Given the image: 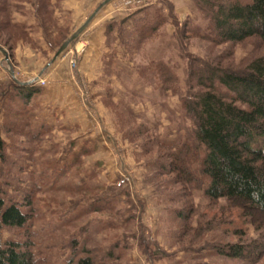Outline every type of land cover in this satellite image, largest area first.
Instances as JSON below:
<instances>
[{
	"label": "rangeland",
	"instance_id": "rangeland-1",
	"mask_svg": "<svg viewBox=\"0 0 264 264\" xmlns=\"http://www.w3.org/2000/svg\"><path fill=\"white\" fill-rule=\"evenodd\" d=\"M157 1L147 2L152 8H161L162 4ZM167 1L174 5L177 26L175 29L170 25L162 26L159 31L164 32L165 37L145 42L138 51H131V62L125 48L117 41L118 34L115 38L111 36L107 65L110 78H104L106 85L98 95L107 97L103 104L113 118L99 105L97 128L106 129L107 134L102 136L106 141L105 149L101 144L91 153L82 147L89 154L82 158L80 167L72 163L81 146H68V141L63 142L64 137L49 133L40 139L38 135L21 139L11 134L15 129L20 134L26 132L29 125L26 100L19 99L20 110H13L18 121L13 116L0 118V133L6 145L5 159L0 164V192L6 201L18 203L22 211L29 214L24 228H3L0 239L2 243H18L31 253L35 264H75L84 256L91 257L96 264H249L220 257L215 251L227 244L239 243L249 249L253 243H264L263 220H251L226 200L207 199L203 187H194L192 180L187 179L185 183L174 174H162L163 163H168L164 157L167 151L157 146L159 142L171 145L179 136L181 141L188 135L192 137L194 129L179 102L178 93H184L185 89L187 64L180 43L186 48L192 47L186 53L194 59L208 60L214 67L242 69L264 55V42L252 38L242 44L212 45L208 40L187 35L181 40L179 37L178 42L173 32H183L187 23L201 25L202 15L189 0ZM8 2L16 6L15 21L32 20L26 0ZM59 5L51 7L56 21L54 9ZM137 9L114 10L116 15H122L116 23ZM142 13L133 14V19ZM81 25L83 23L72 31L66 20L57 22V26L63 28V37L71 35ZM123 31H133L132 20L123 25ZM84 44L88 47L82 33L63 54L74 45L83 47ZM26 46L35 50L29 44ZM47 47L49 49L48 44ZM84 50L78 59L86 52V47ZM150 60L174 65L172 78L176 76L179 81L176 86H181L176 96L154 90L137 77L135 69ZM2 63V75L6 76L8 66L5 61ZM79 81L78 93L86 101L87 83ZM0 89V97L4 98L7 85ZM108 97L119 106L111 104ZM127 112L134 116V121L127 120L131 117ZM116 114L122 118L123 127ZM140 124L146 129L142 133L148 131V135L141 134L142 137L132 141L123 136L128 130L138 129ZM7 128H11V132ZM59 139L62 143L55 142ZM142 143L147 144L142 147ZM146 149L149 152L145 153ZM180 210L187 213L186 222L179 219ZM257 264H264V256Z\"/></svg>",
	"mask_w": 264,
	"mask_h": 264
},
{
	"label": "trees",
	"instance_id": "trees-1",
	"mask_svg": "<svg viewBox=\"0 0 264 264\" xmlns=\"http://www.w3.org/2000/svg\"><path fill=\"white\" fill-rule=\"evenodd\" d=\"M63 1L26 0L34 21V24L30 25L15 21L13 10L16 6L9 5L8 0H0V47L8 51L9 58L13 57V51L19 43L38 49L32 35L34 28L41 31L50 51L55 54L70 36L69 34L63 37V28L57 26L51 9L53 5L57 6ZM157 2L162 4L165 10L162 7L152 8L147 5L119 23H110L106 28L108 35L116 30L117 39L125 48L129 62L131 51H138L145 42L165 37L164 32L159 31L162 26L170 25L174 29L177 26L174 5L167 0ZM189 2L194 10L202 15V23L198 26L187 23L184 24L183 32H173V38H177L178 42L179 37L181 40L185 35L208 40L212 45L242 44L252 38L264 42V0ZM140 12H143L142 16L134 20L133 14ZM129 20H132L133 31L126 33L123 31V25ZM65 31L68 33L66 29ZM183 47L180 43V48L185 51L184 59L187 61L186 80L183 81L184 93H178L181 86H176L179 82L176 81V76L175 79L172 78L173 64L150 60L135 69L137 77L154 90L170 92L172 96H176L175 92L178 93L181 109L194 126L192 137L188 135L181 141L179 136L171 145L158 141L157 146L167 151L164 157L168 163H163L161 173L174 174L185 183L187 179L192 180L194 187H203V194L207 199L226 200L239 207L251 220L264 222V55L242 69H233L214 67L208 60L194 59L193 55L186 53V50L189 51L192 47ZM14 85L19 88L20 100H27L36 91L34 87L25 88L16 83ZM106 98L103 100H107ZM108 100L116 107L119 106L110 97ZM128 114L131 117L127 120L134 121V116ZM116 116L122 126V118L118 114ZM137 128L135 131L128 130L123 136L132 141L142 137L141 134H149L148 131L142 133V130H146L142 124ZM7 129L8 132L12 130ZM146 144L142 143L141 146ZM5 147L0 133V164L5 159ZM144 152L149 151L146 149ZM87 154V151L82 149L75 156L72 165L80 167L82 158ZM178 217L183 222L188 219L187 213L182 210L178 211ZM28 222L29 214L22 211L18 203L6 201L0 192V232L3 228L22 229ZM215 252L226 259L257 264L264 256V243H253L249 249L239 243L227 244ZM0 264H35V260L31 253L25 251L18 243H2L0 239ZM75 264L96 263L91 257L84 256Z\"/></svg>",
	"mask_w": 264,
	"mask_h": 264
},
{
	"label": "crops",
	"instance_id": "crops-1",
	"mask_svg": "<svg viewBox=\"0 0 264 264\" xmlns=\"http://www.w3.org/2000/svg\"><path fill=\"white\" fill-rule=\"evenodd\" d=\"M102 1L104 0H64L58 8L54 9L57 22L61 23L66 20L68 27L74 31L86 21V18ZM120 16L122 15L114 13L112 2L95 15L83 32L88 47H86V52L82 57L78 59L74 70L70 66V60L73 51L80 47L74 45L68 53H64L54 62H51L53 54L50 53L47 44L44 42L40 30L33 32L38 49L33 50L20 43L14 49L12 58H9L8 54L6 76L2 75L4 72L2 62L4 60L0 53V87L6 84L8 88L6 96L0 97V110L2 111L0 118L14 117V120L17 119L16 121H18V116L16 118V113L13 112V110L15 112L20 110L18 106L19 88L14 85L15 83L21 87H34L36 89L26 100L25 110L28 112L27 117H29L26 132L20 136L19 132L14 131V136L19 135L18 138L25 139L34 138L38 135L37 137L40 139L52 133L56 137H64L63 142L68 141L67 145L72 148L81 146L80 149L85 147L93 152L98 149V145L102 144L105 149L106 141L102 136L107 134L106 129L103 127L100 131L97 128L99 105L103 106L104 112L111 114V118L113 116L112 112L103 104V95L98 94H100L103 85H106L104 78H110L107 65L112 43L109 40L111 36L115 38V34H117L114 33V30L109 35L106 34V28L110 23L118 22L121 19ZM28 24H34V21H28ZM117 41L115 42L117 43ZM10 67L15 73L14 76L17 77L18 81L16 82L9 75ZM32 79L43 80L46 84L43 87L38 83L30 84L29 81ZM80 79L81 81L84 80L85 84L87 83L89 96L86 101L78 93ZM89 88L93 91L90 92ZM1 91L2 89H0ZM91 94L94 96L91 97ZM100 123L102 122L100 121ZM28 128L31 129L30 133ZM103 131L105 132L103 133ZM94 137L95 139L91 140ZM55 142L62 143V139ZM80 149L75 150L79 151ZM88 150L87 153L89 154Z\"/></svg>",
	"mask_w": 264,
	"mask_h": 264
},
{
	"label": "water",
	"instance_id": "water-1",
	"mask_svg": "<svg viewBox=\"0 0 264 264\" xmlns=\"http://www.w3.org/2000/svg\"><path fill=\"white\" fill-rule=\"evenodd\" d=\"M113 0H104L102 1L98 7L93 11V13L87 18V20L83 23V25H81V27H79L74 33H72L70 35V37H68L62 44L61 46L57 49V51L55 52V54L53 55L51 62H54L58 57H60L63 52L73 43L77 40V38L86 30L87 26L89 25V23L93 20V18L95 17V15L106 5H108L109 3H111ZM0 53L3 56V60L5 62L8 61V52L3 49L2 47H0ZM9 75L11 77H14V73L12 68H9Z\"/></svg>",
	"mask_w": 264,
	"mask_h": 264
},
{
	"label": "built area",
	"instance_id": "built-area-1",
	"mask_svg": "<svg viewBox=\"0 0 264 264\" xmlns=\"http://www.w3.org/2000/svg\"><path fill=\"white\" fill-rule=\"evenodd\" d=\"M149 0H115L113 1V9L115 11H129L132 9H137V8H141L144 7L146 5H148ZM85 47H87V45H83V47H80L79 49L75 50V53L72 55V59L70 60L71 63V67L75 68L76 67V60L78 59V57L80 56L81 53H83L85 50ZM30 84H36L38 83L40 86H45V81L40 80V79H32L29 81Z\"/></svg>",
	"mask_w": 264,
	"mask_h": 264
}]
</instances>
